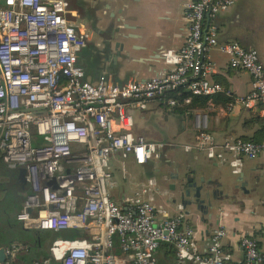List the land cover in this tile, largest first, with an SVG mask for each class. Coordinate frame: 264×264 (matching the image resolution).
<instances>
[{"label": "built area", "instance_id": "built-area-1", "mask_svg": "<svg viewBox=\"0 0 264 264\" xmlns=\"http://www.w3.org/2000/svg\"><path fill=\"white\" fill-rule=\"evenodd\" d=\"M237 0H189V34L183 47L169 49V72L150 79L115 83L85 77L78 53L87 44L68 14L67 0H0V157L10 169L23 168L29 191L17 220L45 231H84L85 237H58L49 244L51 259L33 264H264V251L251 235H242V258L224 249L227 229H214L206 253L194 241V229L183 215H165L144 190L126 207L111 196L110 158L131 156L138 165L158 158L163 143L132 131L131 109L152 102L173 108L186 88L193 95L213 96L225 90L211 78L206 59L217 49L230 66L252 77V90L235 104L263 103L264 64L254 48L237 41L219 43L214 18ZM198 118L196 148L212 159L230 153L234 173L243 158L264 155V141L242 138L219 144L208 131L209 113L192 109ZM191 147H186L189 150ZM119 235L121 254L114 250ZM23 245L5 249L14 255Z\"/></svg>", "mask_w": 264, "mask_h": 264}, {"label": "crops", "instance_id": "crops-1", "mask_svg": "<svg viewBox=\"0 0 264 264\" xmlns=\"http://www.w3.org/2000/svg\"><path fill=\"white\" fill-rule=\"evenodd\" d=\"M188 2L67 0L68 16L87 41L78 53L86 79L95 83L105 76L123 84L169 72L166 51L180 50L189 34ZM213 20L218 25L219 43L237 41L254 48L264 64V0H237ZM206 59L214 65L211 78L225 88L215 94L206 108H198L209 113L207 126L212 137L219 144L237 138H264L263 103L255 102L249 107L235 104L237 96L252 90L250 74L232 68L229 55L217 49L211 50ZM222 95L233 99L226 103ZM130 114L132 131L149 141L163 143L164 149L146 165L136 164L131 156L112 154V199L125 208L138 190H144L158 209V219L165 215L184 216V222L194 229L192 240L203 253L211 244L214 229L220 225L227 229L224 249L237 258L243 256L242 235L256 238L264 251V155L243 158L241 172L234 173L230 153L212 159L196 148L199 128L195 113L179 114L173 108L152 102L148 109H131ZM24 174L23 168H8L0 157V229L13 228L16 210L22 208L29 191ZM183 180L188 181L192 192L191 204L180 199ZM207 190L211 192L209 197ZM18 222L24 229H37L34 221L27 226ZM63 232L74 237L72 230ZM10 235L3 234L0 248L9 246L6 242L12 239ZM127 258L130 263L131 257Z\"/></svg>", "mask_w": 264, "mask_h": 264}, {"label": "trees", "instance_id": "trees-1", "mask_svg": "<svg viewBox=\"0 0 264 264\" xmlns=\"http://www.w3.org/2000/svg\"><path fill=\"white\" fill-rule=\"evenodd\" d=\"M181 94L176 95V91H169V95H175L176 98L182 100L187 96H192V101L190 103L186 104H180L175 107H173V111L179 114L185 113V111L189 112L190 110L198 109V108H206L207 104L214 96H204V95H193L191 92H189L186 88H180ZM218 96H221L218 95ZM224 102L229 103L232 101L231 96L222 95ZM215 99V98H214ZM264 133V131H262ZM246 140H252V141H262L264 138H245ZM17 198L19 199L18 195ZM18 210H16V215L12 219L14 221L13 228L16 230H22L24 229L22 225L17 220V213ZM4 219L3 217H1ZM74 236L79 237H85L87 234L84 231H77L72 230ZM9 234V230H4V227L0 229V239L2 238L4 233ZM49 231L45 230H33V234L37 238V240L28 239L27 237L19 238L18 240L12 238L9 239L6 243L9 244L8 247H10L13 243H19L20 245H23L24 248H21L19 251H17L14 255H8L6 260L3 262V264H33L36 261L43 262L44 259L48 258V255L51 257V252L49 251V244L52 240L56 239L58 235H66L63 231H51V233H48ZM63 232V233H62ZM114 252L116 254H121V244H120V237L119 235H115L114 237ZM51 259V258H50ZM55 264V263H54ZM127 264H132L127 263Z\"/></svg>", "mask_w": 264, "mask_h": 264}, {"label": "water", "instance_id": "water-1", "mask_svg": "<svg viewBox=\"0 0 264 264\" xmlns=\"http://www.w3.org/2000/svg\"><path fill=\"white\" fill-rule=\"evenodd\" d=\"M195 185H196V183H195ZM197 189H199V188H197ZM180 193H181L180 199L183 202H185V203L187 202L188 204H191L193 202L192 199H191L192 192L189 189L188 181L183 180V189H182V191ZM206 195H207V197H209L211 195L210 190H207L206 191ZM37 230H39V229H37ZM6 258H7V255L5 253V248L4 247H1L0 248V263H3L6 260Z\"/></svg>", "mask_w": 264, "mask_h": 264}, {"label": "rangeland", "instance_id": "rangeland-1", "mask_svg": "<svg viewBox=\"0 0 264 264\" xmlns=\"http://www.w3.org/2000/svg\"><path fill=\"white\" fill-rule=\"evenodd\" d=\"M3 225H4V223H3ZM33 230H35V229H33ZM33 230L32 229L16 230L15 228H11V229H9V232L11 233L10 237L14 238L16 240H18L19 238H22V237H27L28 239L37 240V238L33 234ZM48 233H51V231H49ZM58 237L71 238V236H67V235H58ZM50 258L51 257L48 255L47 259H50ZM49 262H50L49 264H54V262L52 260H50Z\"/></svg>", "mask_w": 264, "mask_h": 264}]
</instances>
